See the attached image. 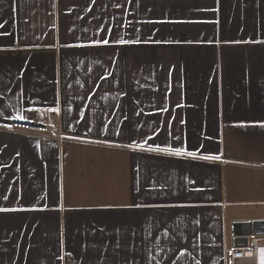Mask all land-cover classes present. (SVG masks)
I'll list each match as a JSON object with an SVG mask.
<instances>
[{"label":"crops","instance_id":"1","mask_svg":"<svg viewBox=\"0 0 264 264\" xmlns=\"http://www.w3.org/2000/svg\"><path fill=\"white\" fill-rule=\"evenodd\" d=\"M47 116L58 149L3 131ZM248 237L264 0H0V264H228Z\"/></svg>","mask_w":264,"mask_h":264},{"label":"built area","instance_id":"2","mask_svg":"<svg viewBox=\"0 0 264 264\" xmlns=\"http://www.w3.org/2000/svg\"><path fill=\"white\" fill-rule=\"evenodd\" d=\"M4 132L37 138L44 146L58 149L71 136L64 133L51 117L38 119L27 117L10 123L3 128ZM239 247L225 251L228 264H264V237H248Z\"/></svg>","mask_w":264,"mask_h":264},{"label":"water","instance_id":"3","mask_svg":"<svg viewBox=\"0 0 264 264\" xmlns=\"http://www.w3.org/2000/svg\"><path fill=\"white\" fill-rule=\"evenodd\" d=\"M253 225H257V223L255 222V223H253ZM255 232H257V231H255ZM234 233V232H233ZM243 236H246L245 234H243ZM237 247H239V246H237Z\"/></svg>","mask_w":264,"mask_h":264}]
</instances>
